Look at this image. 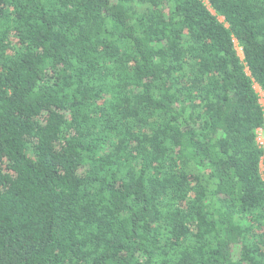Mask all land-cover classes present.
I'll list each match as a JSON object with an SVG mask.
<instances>
[{
    "label": "trees",
    "instance_id": "1",
    "mask_svg": "<svg viewBox=\"0 0 264 264\" xmlns=\"http://www.w3.org/2000/svg\"><path fill=\"white\" fill-rule=\"evenodd\" d=\"M256 85L264 0H0V264H264Z\"/></svg>",
    "mask_w": 264,
    "mask_h": 264
},
{
    "label": "rangeland",
    "instance_id": "2",
    "mask_svg": "<svg viewBox=\"0 0 264 264\" xmlns=\"http://www.w3.org/2000/svg\"><path fill=\"white\" fill-rule=\"evenodd\" d=\"M221 20H223V19H221ZM237 45V44H236ZM237 50H238V53H239V55H240V57H242L243 58V53H242V49L241 48H239V47H237ZM255 89H256V91L259 93V95H260V102H261V104H264V94H263V92L261 91V89L259 88V86H255ZM261 136V138H262V141H264V128L263 129H261V130H259V132H258V138ZM262 171H264V166L262 165Z\"/></svg>",
    "mask_w": 264,
    "mask_h": 264
},
{
    "label": "built area",
    "instance_id": "3",
    "mask_svg": "<svg viewBox=\"0 0 264 264\" xmlns=\"http://www.w3.org/2000/svg\"><path fill=\"white\" fill-rule=\"evenodd\" d=\"M257 140H258V143L260 144V146L264 147V141H262L261 136L259 138H257Z\"/></svg>",
    "mask_w": 264,
    "mask_h": 264
}]
</instances>
